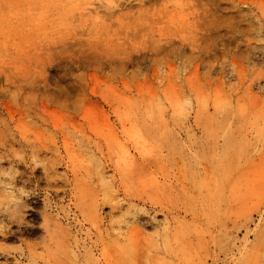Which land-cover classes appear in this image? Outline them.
I'll return each mask as SVG.
<instances>
[{"label":"rangeland","instance_id":"1","mask_svg":"<svg viewBox=\"0 0 264 264\" xmlns=\"http://www.w3.org/2000/svg\"><path fill=\"white\" fill-rule=\"evenodd\" d=\"M0 217V264H264V0H0Z\"/></svg>","mask_w":264,"mask_h":264},{"label":"bare ground","instance_id":"2","mask_svg":"<svg viewBox=\"0 0 264 264\" xmlns=\"http://www.w3.org/2000/svg\"><path fill=\"white\" fill-rule=\"evenodd\" d=\"M2 180H4V179H2ZM10 180V179H9ZM12 181V180H11ZM27 182V181H26ZM18 186H19V184H18ZM2 189H4V188H2ZM10 189V188H9ZM14 189V188H13ZM5 190H7V189H5ZM15 197V196H14ZM16 197H18V195L16 196ZM9 198V197H8ZM13 198V197H12ZM16 199V198H15ZM33 213V212H32ZM7 217V216H6ZM0 218H2V217H0ZM8 218V217H7ZM35 246V245H34ZM33 249V248H32ZM24 251H26V250H24ZM26 253V252H25Z\"/></svg>","mask_w":264,"mask_h":264}]
</instances>
